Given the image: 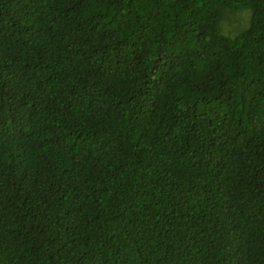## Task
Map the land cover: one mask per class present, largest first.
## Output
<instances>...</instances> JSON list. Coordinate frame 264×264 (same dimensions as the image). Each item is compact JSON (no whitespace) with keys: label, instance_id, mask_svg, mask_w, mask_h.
<instances>
[{"label":"trees","instance_id":"trees-1","mask_svg":"<svg viewBox=\"0 0 264 264\" xmlns=\"http://www.w3.org/2000/svg\"><path fill=\"white\" fill-rule=\"evenodd\" d=\"M0 264H264V0H0Z\"/></svg>","mask_w":264,"mask_h":264},{"label":"rangeland","instance_id":"rangeland-1","mask_svg":"<svg viewBox=\"0 0 264 264\" xmlns=\"http://www.w3.org/2000/svg\"><path fill=\"white\" fill-rule=\"evenodd\" d=\"M251 16L252 12L249 9L225 10L221 20V34L235 39L249 28Z\"/></svg>","mask_w":264,"mask_h":264}]
</instances>
